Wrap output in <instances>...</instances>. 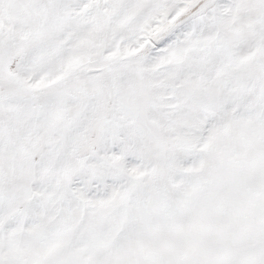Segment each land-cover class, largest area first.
Instances as JSON below:
<instances>
[{"label":"snow or ice","instance_id":"6c2138e0","mask_svg":"<svg viewBox=\"0 0 264 264\" xmlns=\"http://www.w3.org/2000/svg\"><path fill=\"white\" fill-rule=\"evenodd\" d=\"M0 264H264V0H0Z\"/></svg>","mask_w":264,"mask_h":264}]
</instances>
